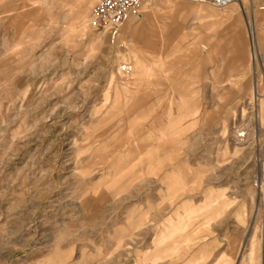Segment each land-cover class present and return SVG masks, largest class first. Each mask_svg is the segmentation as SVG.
I'll list each match as a JSON object with an SVG mask.
<instances>
[{
    "label": "rangeland",
    "instance_id": "374dc122",
    "mask_svg": "<svg viewBox=\"0 0 264 264\" xmlns=\"http://www.w3.org/2000/svg\"><path fill=\"white\" fill-rule=\"evenodd\" d=\"M96 2L0 0V264H241L250 236L260 264L264 0H144L115 43ZM135 140L118 181L110 153Z\"/></svg>",
    "mask_w": 264,
    "mask_h": 264
},
{
    "label": "built area",
    "instance_id": "2783aa9c",
    "mask_svg": "<svg viewBox=\"0 0 264 264\" xmlns=\"http://www.w3.org/2000/svg\"><path fill=\"white\" fill-rule=\"evenodd\" d=\"M144 0H98V3L91 11V25L96 31L103 32L108 36L111 43L117 41L120 34V29L133 16L138 15L139 8ZM208 2L217 7H224L230 4L233 0H200ZM252 59L254 62V71L259 79L264 77V50L261 51L258 46L251 40ZM125 69V66H123ZM255 98H250L240 109L237 126L234 132V139L238 143L248 142L256 137V130L250 125L252 122H257L258 118V91H255ZM258 94V96H257ZM249 115V117H247ZM236 118V119H237ZM257 184V183H255ZM264 263V250L262 252Z\"/></svg>",
    "mask_w": 264,
    "mask_h": 264
},
{
    "label": "crops",
    "instance_id": "0c3cea01",
    "mask_svg": "<svg viewBox=\"0 0 264 264\" xmlns=\"http://www.w3.org/2000/svg\"><path fill=\"white\" fill-rule=\"evenodd\" d=\"M203 2V1H202ZM149 4H155L156 0H145V6ZM261 9H264V6H262ZM235 14H232L230 17H232ZM229 17V18H230ZM256 39L259 38L260 40L263 39L264 34L263 33H256ZM218 65H217V70L222 69V65L220 63V58L218 59ZM142 78L134 80V82H142ZM136 141V140H135ZM133 146L135 148H130L128 150L126 149H120L119 154H117L116 158L113 157V151L110 153V163H111V175L113 173L119 174L118 176L120 177L118 179L121 180L122 177H126L127 179H131L134 176L137 175V173H140V170L137 169L136 171V165L137 162H141V148L139 147V144L134 143ZM137 161V162H136ZM116 179V178H115Z\"/></svg>",
    "mask_w": 264,
    "mask_h": 264
},
{
    "label": "bare ground",
    "instance_id": "6f19581e",
    "mask_svg": "<svg viewBox=\"0 0 264 264\" xmlns=\"http://www.w3.org/2000/svg\"><path fill=\"white\" fill-rule=\"evenodd\" d=\"M93 1V0H92ZM235 0H233L232 2H230V4L231 3H233ZM204 2V1H203ZM98 3V0H97V2H96V4ZM143 3V2H142ZM206 3H208V2H206ZM95 4V5H96ZM210 4V3H209ZM229 4V5H230ZM91 5H93V2H89L86 6H84V8L82 9V11L80 12V14L78 15V18H80V20H83L84 19V14H85V12L87 11V10H89V8H91ZM212 5V4H211ZM229 5H227V6H229ZM213 6V5H212ZM215 6V5H214ZM227 6H224V7H218V8H225V7H227ZM217 7V6H216ZM90 15H91V13H90ZM89 18H90V16H89ZM79 20V21H80ZM130 20V19H129ZM128 22V21H127ZM126 22V23H127ZM90 23H91V18H90ZM125 26V25H124ZM119 36V35H118ZM117 39H118V37H117ZM117 42V41H116ZM115 43V42H114ZM122 59H123V61L122 62H126V63H124V64H119V72L122 74V75H124V76H126V75H130L131 74V72H132V65H131V63H130V61L127 59V58H125V57H123L122 56ZM123 66H125V69H123ZM258 86V85H257ZM255 91H256V89H255ZM257 91H258V88H257ZM256 96V95H255ZM257 96H258V94H257ZM260 96V95H259ZM259 96H258V98H259ZM258 118H259V112H258ZM171 233V232H170ZM247 241H249V244H248V246H247V248H246V250L244 251V254H243V259H242V261L240 262L241 264H257L258 263V259H257V257H256V252H257V241H256V238L254 237V236H250V237H248L247 238ZM260 257H261V260H260V264H264L263 263V257H262V252H261V255H260Z\"/></svg>",
    "mask_w": 264,
    "mask_h": 264
}]
</instances>
